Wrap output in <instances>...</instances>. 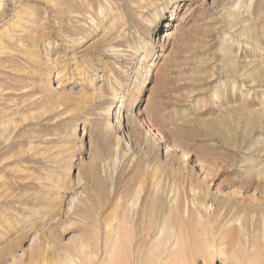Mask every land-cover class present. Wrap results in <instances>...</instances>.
Returning <instances> with one entry per match:
<instances>
[{
  "label": "rangeland",
  "instance_id": "374dc122",
  "mask_svg": "<svg viewBox=\"0 0 264 264\" xmlns=\"http://www.w3.org/2000/svg\"><path fill=\"white\" fill-rule=\"evenodd\" d=\"M0 264H264V0H0Z\"/></svg>",
  "mask_w": 264,
  "mask_h": 264
},
{
  "label": "bare ground",
  "instance_id": "6f19581e",
  "mask_svg": "<svg viewBox=\"0 0 264 264\" xmlns=\"http://www.w3.org/2000/svg\"><path fill=\"white\" fill-rule=\"evenodd\" d=\"M174 12V11H173ZM186 12V11H185ZM160 16L159 17H157V22H160ZM179 22H180V20H177V21H173V22H167V24L166 25H168V27H172V29H174L175 27H177L178 25H179ZM170 35H171V31H170V28H168V30H165V32H164V34H163V36H167V38H169L170 37ZM153 46H154V44H151L150 45V49H152L153 48ZM163 50V49H162ZM148 57H149V53H146L145 54V56L143 57V59H142V62L143 61H146V59H148ZM149 69H150V71H149V73L151 72V69H152V64L149 66ZM122 104H123V97H122V99L120 100V106H119V108H118V113H120L121 112V106H122ZM119 121H121V117L119 118ZM140 123L143 125V124H145L146 123V121L142 118V119H140ZM146 125V124H145ZM156 135V134H155ZM167 234H168V232H167ZM168 236V235H167ZM170 236V235H169ZM172 236V235H171ZM179 236L180 235H176V234H173V236H172V238H174V239H179ZM222 238V236H220V234H218L217 236L215 235V236H213V239L211 240V242L213 243V246H214V248H218V241H220V239ZM166 241V240H165ZM170 241H171V237H169V239H167V241H166V243H165V245H167L168 243H170ZM172 242V241H171ZM165 248H168V247H165ZM170 250V249H169ZM157 253V252H156ZM162 254V253H161Z\"/></svg>",
  "mask_w": 264,
  "mask_h": 264
}]
</instances>
